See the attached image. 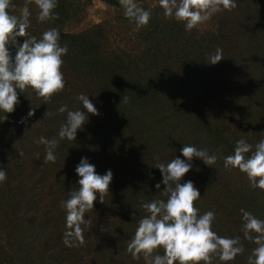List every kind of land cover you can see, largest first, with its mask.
I'll use <instances>...</instances> for the list:
<instances>
[{
  "label": "trees",
  "instance_id": "trees-1",
  "mask_svg": "<svg viewBox=\"0 0 264 264\" xmlns=\"http://www.w3.org/2000/svg\"><path fill=\"white\" fill-rule=\"evenodd\" d=\"M90 1L58 0L59 18L46 23L37 20L38 9L30 4L29 33L39 39L78 16ZM100 1L120 7L118 0ZM140 2L151 8L152 19L139 30L120 7L112 28L94 24L60 32L61 46H68L64 91L45 103L31 88L17 90L15 111H0V168L7 170L6 182L0 183V264H145L142 256L132 258L127 244L148 214L141 201L167 199L161 195L165 186L155 187L162 181L155 165L184 159L183 144L218 155L211 167L193 158L181 182L191 180L199 189L201 214L216 213L218 235L241 237L245 252L228 264H247L256 245L243 239L239 210L264 219V191L253 189L238 169H225L223 158L233 154L238 139L253 145L264 139V0H237V8L222 10L191 31L165 18L158 3ZM13 3L19 14L25 0ZM217 47L225 59L208 64ZM10 51L15 56V46ZM80 93L89 95L99 115L88 114L75 140L60 141L56 162L44 164L45 146L35 141L58 138L66 118L58 109L81 108ZM46 110L57 114L43 118ZM82 157L98 174L111 170L113 180L104 203L97 193L85 215L92 221L84 227L85 244L68 247L60 202L79 188L75 168Z\"/></svg>",
  "mask_w": 264,
  "mask_h": 264
},
{
  "label": "clouds",
  "instance_id": "clouds-1",
  "mask_svg": "<svg viewBox=\"0 0 264 264\" xmlns=\"http://www.w3.org/2000/svg\"><path fill=\"white\" fill-rule=\"evenodd\" d=\"M34 3L38 9L37 20L46 23L59 18L55 12L58 0H25L24 5L15 14L13 0H0V111L9 114L20 103L18 91L33 89L45 103L51 102L53 96L64 91L66 79L62 68L63 57L68 52L67 44L61 46L60 31L57 28L45 30L38 39L29 33L32 15L29 5ZM124 16L134 22L136 30L149 24L152 19L151 8L145 9L140 0H119ZM165 18L175 19L184 24L186 31L198 29L208 22L213 15L222 10L232 11L238 7L237 0H158ZM23 37V43L18 38ZM15 46V56L10 51ZM225 59L220 47L208 57V64L215 65ZM76 99L81 108L71 110L67 105L58 109L66 118L61 123L58 138L41 136L35 141L45 146L44 164L55 163L56 149L62 140H75L77 131L82 129L89 119L88 114L99 115L98 109L89 95L80 93ZM123 97V102H128ZM83 109V110H82ZM33 111L28 115L32 116ZM47 111L43 118L56 115ZM7 119L5 116L4 120ZM184 159L176 157L167 164L157 163L155 168L162 174V181L155 185L161 195L167 199L141 201V207L147 215L138 221L134 235L129 239L127 252L134 260L143 257L145 264H228L245 252L240 236H220L213 230L216 220L214 211L201 214L196 201L201 198L194 182H181L192 169L193 158L200 159L211 167L217 163L218 155L209 153L208 149L183 144L180 150ZM23 153L20 152V156ZM159 160V157H156ZM223 166L231 171L238 169L246 174L253 189L264 191V139L255 145L241 138L235 142L233 154L223 158ZM75 171L80 179L79 188L68 193V199L62 200L60 206L65 210L66 232L64 244L68 247L85 244L84 227L92 225L91 219H85L86 213L94 208L99 194V202L109 193L113 173L98 174L94 164L82 157ZM63 178V177H62ZM7 180V170L0 168V183ZM241 231L243 239L256 245L247 258V264H264V219L258 218L251 211L241 208ZM135 216H133L134 218ZM101 231H104L101 228ZM163 249V254L159 250Z\"/></svg>",
  "mask_w": 264,
  "mask_h": 264
},
{
  "label": "rangeland",
  "instance_id": "rangeland-1",
  "mask_svg": "<svg viewBox=\"0 0 264 264\" xmlns=\"http://www.w3.org/2000/svg\"><path fill=\"white\" fill-rule=\"evenodd\" d=\"M145 3L149 6H155L158 0H145ZM119 6L122 8L120 3ZM120 7L105 5L100 0H91L89 5L83 8L78 16L67 22H59L56 28L60 32L66 33L79 32L94 24H102L106 25L107 28H112V26H115V19L119 16V13L115 9ZM111 31L113 34L115 33L112 29ZM112 33L110 34L111 37L113 36Z\"/></svg>",
  "mask_w": 264,
  "mask_h": 264
}]
</instances>
